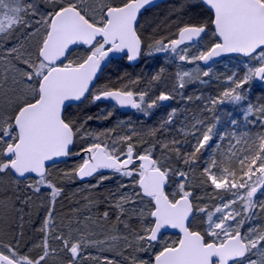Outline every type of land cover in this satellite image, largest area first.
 I'll return each instance as SVG.
<instances>
[{"label": "snow or ice", "instance_id": "1", "mask_svg": "<svg viewBox=\"0 0 264 264\" xmlns=\"http://www.w3.org/2000/svg\"><path fill=\"white\" fill-rule=\"evenodd\" d=\"M156 3L0 0V225H8L0 233H12L0 234V264H264V104L246 94L264 84V0H183L200 11L171 35L146 36L143 13ZM159 54L177 68L166 90L164 67L146 87L139 76L100 83L116 58ZM224 58L236 63L217 77L218 95L195 97L200 115L177 126L172 108L149 139L131 122L126 132L95 130L89 122L101 117L81 108L111 101L149 116L177 97L192 102L184 90L207 83ZM226 104L243 107L242 129L236 118L220 127ZM77 157L74 168H58ZM114 178L102 213L85 195L83 210L77 200L57 217L66 183L89 181L83 190L95 191ZM33 207L38 235L25 240Z\"/></svg>", "mask_w": 264, "mask_h": 264}, {"label": "rangeland", "instance_id": "2", "mask_svg": "<svg viewBox=\"0 0 264 264\" xmlns=\"http://www.w3.org/2000/svg\"><path fill=\"white\" fill-rule=\"evenodd\" d=\"M177 1L179 3H177ZM170 3L171 4H169V5L174 4V6H172L170 8V10H168L169 12H166L167 13V20H170L172 18V13L174 11L187 9V8L182 7L183 0H176V1L174 0V2L172 1ZM152 13L153 12L146 14L145 17H143V19H142V23H144V21L150 22L146 27V31H145L146 36H148L149 32L151 31V27H152L151 15H152ZM182 21H183V19H182ZM182 21L174 23V25H173L174 29L173 30L171 27H168L167 30H165V34L163 36L171 35V33H173L175 31L177 26L184 22V21L183 22ZM151 33H153V31H151ZM155 35H156V37H162L159 33L158 34L156 33ZM235 63H236L235 58H225L222 61L215 63L212 66L213 67V76L211 78H203V79L208 81L207 83L200 84L199 82H197L195 84H190L184 90V95L185 96H189V95L193 96L192 102H187V101L182 100L179 97H177L176 100L168 101L163 107H160V108L153 110L152 114L149 116H145V115H142L141 113L134 112L133 115L130 116L133 119L129 120V122H131V126L134 127L137 130V132L141 133L142 137L144 139H149L150 138L149 135L147 136V138L144 137L145 133L148 134V132H150V130L158 127V125L161 123L162 119L166 116V113H168L172 108L178 109V113H179L180 108H182L184 105L185 106L189 105V107H190V103L191 104L196 103L197 105L195 107H196L197 111H199L196 114L199 116L201 113V110L203 109V103L201 100H196L195 97L196 96H202L206 100V98L209 96L218 95L219 92L223 90L225 85L220 80H218L217 77H223L224 75L230 74V70ZM161 67H164L165 71L163 73V80L161 82L160 88H161V90H166L164 88V85L167 82L171 81L174 73L177 71L176 65L168 62V60L166 58V54H159L158 56H145L144 61H143V65L137 71V76L141 77L140 87H146L147 83L150 81L151 76L154 73H156ZM184 67L187 69H191L193 66L192 65H185ZM137 76L132 75V76H130V79H135ZM245 87L248 88L249 86L246 85ZM250 89L251 90L246 93L248 96V102H251L254 105H258L259 104V102H258L259 96H258V94H256V89L263 92L264 91V84H261L258 81H253L250 85ZM87 106L89 107V105H87ZM94 107H96V106H94ZM109 110H110L109 107L108 108L103 107L102 110L98 111L99 115L97 114V112H95L97 114V116H100L101 118L98 121L94 120L93 125L90 124L93 129L103 130L104 128H110V127L104 126L106 124V122H105L106 119L103 118L105 115H102V113H106ZM217 111H218L219 115L221 116L220 127L222 129L228 127L227 122L232 118H236V119L240 120L241 121L240 127H241V129L243 128V118L241 116V113L243 112V107L237 108L231 104H226V105L220 106V108ZM112 113H113V115L117 114V112L115 110H112ZM203 116L209 122L213 121L212 114L204 112ZM114 118L115 117H113V116L111 117L112 120ZM178 118L179 117H177V119ZM119 122L120 121H117L116 124L112 125L111 127L116 126L117 132H126L125 129L128 128L127 120H124L125 126H123V127L118 126ZM177 122L180 123L179 120ZM142 131H144V134ZM157 135L159 136L160 133H157ZM205 155H207V154H205ZM75 163L78 164V162H75ZM73 165H74V162L69 164L68 166L62 167L60 169H65V170L72 169L75 167V165L74 166ZM196 175H199V169H197ZM92 183H94V181ZM86 184L87 183H85V184L78 183V180L75 183H66L64 197L61 198V200L56 205V212H57L58 218L60 216L65 215L68 212V209L73 206V202L77 201V200L80 201L81 210H83L84 201H83L82 197L85 195L97 198V202L99 205V213H102L105 210L106 203L104 202V197L108 195L109 190L115 189L116 178L111 179V180H106L104 182V184L99 189H96L95 191H84L83 189L85 188ZM78 190H80L79 194L74 195V193H76ZM198 194H200V193H198ZM38 204H39V201H37V205ZM37 211H38L37 207H33V209H32V223L30 224V223L25 222V224H24V229H26L25 230V231H27L26 235L29 236V239H35L38 235L37 232L32 231L33 227H36L39 224V216L37 215ZM42 214L43 213L41 212V215ZM97 214H98L97 211L94 209L93 215H97ZM114 219H115V217L113 215L109 221L104 222L105 230H108L109 228H111V226L114 222ZM7 227H8L7 224L0 225V229L6 230ZM245 228H247V225H245ZM0 234H3V238H10V232H3ZM28 236H27V239H28Z\"/></svg>", "mask_w": 264, "mask_h": 264}, {"label": "trees", "instance_id": "3", "mask_svg": "<svg viewBox=\"0 0 264 264\" xmlns=\"http://www.w3.org/2000/svg\"><path fill=\"white\" fill-rule=\"evenodd\" d=\"M170 2H172V1L162 3L159 6L146 11V13L143 15V17H145L146 14L153 12L151 15V19H152L151 31L155 30V34L159 33L161 36H163L165 34V30H167L168 27H171L173 30L174 29L173 28L174 23L180 22V21H182V19L184 22H186L192 16H194L196 14V12L200 11V10H196V12H193L190 9L177 10V11H174L172 13V18L170 20H167V13L166 12H169L168 10H170V8L172 6H174V4L169 5V4H171ZM177 3H179V2L177 1ZM151 31L149 32L148 35L152 34ZM144 58H145V56H144ZM131 71L132 70L130 67L125 68V73H124V66H122L121 68L118 67V68L112 69L111 73H108V70H106L105 72H103V75L101 77L100 82L101 83L104 82L103 84L111 83V84L116 86V85H118V83H117L118 78H120V77L124 78L126 76L129 78L131 76ZM260 92L261 91L256 89V94H258V96H259L258 102H259V104H264V91L261 93ZM196 105H197L196 103L195 104L190 103V107H189V105H186V106L184 105L182 108H180L179 113H178L179 118L177 119V121L179 120L181 122L182 117L190 118L194 113L196 114L197 112H199V111H197V109L195 107ZM81 108H83L85 113L88 114V111L84 106H82ZM131 119H133V118L129 117V120H131ZM178 125H179V123L177 122V126ZM126 129H128V128H126ZM228 130L231 131V129H228ZM142 132L144 134V131H142ZM147 136H148V134L145 133L144 137L147 138ZM26 223H28V222L26 221ZM25 230L26 229H24V231ZM25 233H27V231H25ZM11 236H12V233L10 232V238L9 239H11ZM27 236L28 235H25V240L29 239V236H28V239H27Z\"/></svg>", "mask_w": 264, "mask_h": 264}, {"label": "flooded vegetation", "instance_id": "4", "mask_svg": "<svg viewBox=\"0 0 264 264\" xmlns=\"http://www.w3.org/2000/svg\"><path fill=\"white\" fill-rule=\"evenodd\" d=\"M171 1H174V0H171ZM176 1V0H175ZM169 2V1H168ZM150 10V9H149ZM148 11V10H147ZM146 13V12H145ZM144 13V14H145ZM143 14V15H144ZM143 61H144V56L141 57L140 59V62L137 63V64H132V63H129L126 59L124 60H120L119 58L115 59L113 63H110L107 67L104 68V71L105 72L106 70H108V73H111V70L112 69H115V68H121L122 66H124V73H125V68H131V76L132 75H135L137 76V71L139 70V68L143 65ZM118 66V67H117ZM107 77V76H106ZM138 77V76H137ZM140 77V76H139ZM125 79H130V77L128 78L127 76L124 77ZM101 81V80H100ZM101 83V82H100ZM104 82H102L101 84H103ZM116 86H119V85H116ZM84 106L87 111H88V115H93V116H97L98 114V111L102 110L103 107H109L110 110L112 112V110H115L117 112L116 115H112L113 117H115L113 120L110 118V119H106V124L104 125L105 127H111L112 125L116 124L117 121H124V120H127V122H129V117L133 115L134 112H136L135 110H121L120 108L118 107H115L114 104L110 101H100V102H97L96 105H89L88 106H85V105H82ZM81 106V107H82ZM96 106V107H94ZM108 111V112H109ZM97 112V114L95 113ZM102 113V115H107V113ZM87 114V113H86ZM99 115V114H98ZM111 116V117H112ZM90 124H94V121H91L89 122ZM74 162V165L76 164L75 162H80L79 161V158H71L70 160H68L67 163L65 162H62V163H59L58 164V168H62V167H65V166H68L69 164L73 163ZM73 165V166H74ZM76 166V165H75ZM89 181H79L78 180V183H82V184H85V183H88ZM93 182V181H91ZM5 240H8L9 238H4Z\"/></svg>", "mask_w": 264, "mask_h": 264}, {"label": "water", "instance_id": "5", "mask_svg": "<svg viewBox=\"0 0 264 264\" xmlns=\"http://www.w3.org/2000/svg\"><path fill=\"white\" fill-rule=\"evenodd\" d=\"M168 1H171V0H157V3H156V5L155 6H153V7H149L147 10H149V9H152V8H154V7H156V6H158V5H160V4H162V3H165V2H168ZM146 10V11H147ZM145 11V12H146ZM144 12V13H145ZM143 13V14H144ZM117 59V58H116ZM141 59V58H140ZM221 61V60H220ZM140 62V60H138V61H136V62H132V64H137V63H139ZM111 102V101H110ZM168 102V101H167ZM167 102H165V104L167 103ZM113 103V102H112ZM121 109V108H120ZM121 110H134V109H130V108H123V109H121ZM70 160V159H69ZM63 161H61L60 163H62Z\"/></svg>", "mask_w": 264, "mask_h": 264}, {"label": "bare ground", "instance_id": "6", "mask_svg": "<svg viewBox=\"0 0 264 264\" xmlns=\"http://www.w3.org/2000/svg\"><path fill=\"white\" fill-rule=\"evenodd\" d=\"M125 131H128V129H126Z\"/></svg>", "mask_w": 264, "mask_h": 264}]
</instances>
